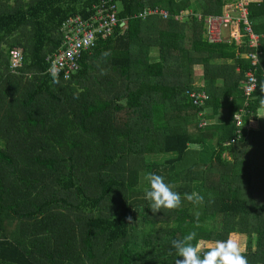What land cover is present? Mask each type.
I'll use <instances>...</instances> for the list:
<instances>
[{
  "label": "trees",
  "instance_id": "obj_1",
  "mask_svg": "<svg viewBox=\"0 0 264 264\" xmlns=\"http://www.w3.org/2000/svg\"><path fill=\"white\" fill-rule=\"evenodd\" d=\"M193 1L205 16L229 0H111L125 24L53 82L46 57L63 21L90 17L102 0H0V264H175L170 241L189 231L199 241L244 236L248 264H264V0L248 2L260 35L250 95L243 26V44L211 42L203 19L174 17ZM148 9L169 16L140 15ZM14 47L24 56L16 71ZM196 65L201 103L187 93L200 89ZM204 109L206 119L225 115L200 126ZM150 172L180 194L176 208L147 207ZM193 192L203 199H185Z\"/></svg>",
  "mask_w": 264,
  "mask_h": 264
},
{
  "label": "built area",
  "instance_id": "obj_2",
  "mask_svg": "<svg viewBox=\"0 0 264 264\" xmlns=\"http://www.w3.org/2000/svg\"><path fill=\"white\" fill-rule=\"evenodd\" d=\"M111 0H102L100 4H95V12L88 18L82 17L80 14L70 16L63 21L61 29L63 32L62 43L58 49L48 54L46 60L49 62L48 71L52 67L58 69L57 76L61 75L64 78H69L71 73L79 68L78 58L83 50L91 47L95 41L100 37L112 35L118 26H123L125 20L120 19L118 16L120 5L117 2H110ZM250 0H229L224 4V8L219 14H207L198 16L204 20L206 27V37L211 42H218L221 40L234 39L237 44H243V33L239 29V25L243 26L247 38V44L250 50L241 53L242 56L249 58L251 68L246 72L245 79L242 84V89L246 95H250L255 91L258 84V77H256V68L260 63V35L255 33L251 27L249 20L248 2ZM183 12L175 15L176 19L183 16ZM159 13L164 17H168L169 13L166 10H144L140 15L146 16L147 14ZM229 37H224L223 34ZM240 39V40H239ZM10 55V68L16 71L18 67L22 66L23 50L14 47L9 51ZM264 73V72H263ZM189 96L194 98L195 103L204 102L208 99V93L200 89L188 90ZM200 115L204 111L199 112ZM238 126L241 125V112L235 114ZM208 120L203 115L200 126H205ZM236 136L228 143L235 142L241 136V129H237Z\"/></svg>",
  "mask_w": 264,
  "mask_h": 264
},
{
  "label": "clouds",
  "instance_id": "obj_3",
  "mask_svg": "<svg viewBox=\"0 0 264 264\" xmlns=\"http://www.w3.org/2000/svg\"><path fill=\"white\" fill-rule=\"evenodd\" d=\"M57 72L58 69L55 67L50 69L53 82L56 80ZM260 89L264 92V83H261ZM145 180L147 186L143 189V199L152 213L165 208L173 209L180 204V194L174 191L172 185L165 182L161 175L146 173ZM185 199L195 202L202 200L203 197L193 192L186 193ZM170 244L176 253L175 264H248L242 249L230 237L210 243L203 252L200 250L201 244L194 231L187 232L180 239H172Z\"/></svg>",
  "mask_w": 264,
  "mask_h": 264
},
{
  "label": "rangeland",
  "instance_id": "obj_4",
  "mask_svg": "<svg viewBox=\"0 0 264 264\" xmlns=\"http://www.w3.org/2000/svg\"><path fill=\"white\" fill-rule=\"evenodd\" d=\"M193 3H194V1H193ZM192 3V4H193ZM194 4H196V2L194 3ZM223 9H225L224 8V6H223ZM195 14V15H198V16H202L203 15V13L200 11V10H198V11H195V8H189V9H186L184 12H183V15H185V14ZM183 19V18H182ZM179 20H181V19H179ZM227 32L225 31V33L223 34V38L226 36V37H229L227 34H226ZM240 40V39H239ZM21 48V47H20ZM22 49V48H21ZM195 72H196V74L198 73V74H201V70L199 69V66L198 65H196V69H195ZM204 81H202V77L201 78H197V81H196V83L197 84H201V83H203ZM199 88H203L204 86L201 84L200 86H198ZM205 90V89H204ZM206 91V90H205ZM204 115V114H203ZM203 115H200V113H199V125H200V121H201V119H202V117H203ZM197 120H198V118H197ZM217 138H215L212 142H211V144L210 145H214V144H216L217 142ZM190 146L191 147H199L200 146V144H197V143H191L190 144ZM207 146H209V145H207ZM155 158V159H159V160H161V161H163V159L164 158H166V155H155V156H152L151 158ZM230 238H232V239H234L237 243H238V245L240 246V248L241 249H243V247H244V243H245V237L244 236H241V235H239V234H237V233H231L230 234V236H229ZM240 238H242L241 240H240ZM210 243H214V241H200V244H201V249L203 248V247H206V246H208ZM240 243V244H239ZM200 249V250H201Z\"/></svg>",
  "mask_w": 264,
  "mask_h": 264
},
{
  "label": "crops",
  "instance_id": "obj_5",
  "mask_svg": "<svg viewBox=\"0 0 264 264\" xmlns=\"http://www.w3.org/2000/svg\"><path fill=\"white\" fill-rule=\"evenodd\" d=\"M196 2V1H195ZM197 4V3H196ZM193 6H194V8H195V4L193 3ZM199 66V69L201 70V74H196V79H195V81H194V86L195 87H198V86H200L201 84L204 86V83L205 82H203V83H201V84H197L196 83V81H197V78H201V75H202V66L201 65H198ZM195 69H196V66H195ZM202 81H204L203 79H202ZM243 82V81H242ZM261 112H260V115L261 116H264V108H260L259 109ZM204 111V116H205V114H207L210 110L209 109H204L203 110ZM225 115V110H221L220 111V113L218 114V115H216L214 118H207V120H208V122L209 123H214V122H216L218 119H220L221 117H223ZM192 149H199L200 148V146L199 147H191ZM227 155L229 156V154L227 153Z\"/></svg>",
  "mask_w": 264,
  "mask_h": 264
}]
</instances>
